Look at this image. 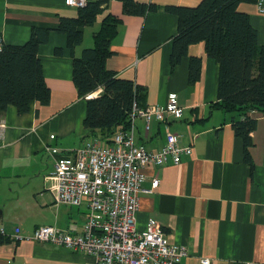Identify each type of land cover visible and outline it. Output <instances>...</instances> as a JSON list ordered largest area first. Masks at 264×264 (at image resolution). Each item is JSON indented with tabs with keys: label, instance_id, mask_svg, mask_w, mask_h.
Returning a JSON list of instances; mask_svg holds the SVG:
<instances>
[{
	"label": "crops",
	"instance_id": "0c3cea01",
	"mask_svg": "<svg viewBox=\"0 0 264 264\" xmlns=\"http://www.w3.org/2000/svg\"><path fill=\"white\" fill-rule=\"evenodd\" d=\"M160 8L145 16L124 13L120 0H110L93 26L84 28L78 56L94 45L93 33L108 14L122 19L112 41L113 55L106 66L120 78L147 88L146 105H166L176 95L184 108L179 120L146 121L138 117L135 139L148 150L166 143L168 131L180 135L193 151L179 164L150 165L140 194L136 227L144 230L157 220L171 239L185 246L188 255L178 264H264V113L254 111L257 121L250 154L245 161L244 140L236 135L232 115L212 108L218 100L220 66L209 57L203 42L189 47V55L171 67L173 37L178 17L167 5L195 6L201 0H136ZM264 2V0H263ZM264 44V14L258 3H242ZM79 7L66 0H0V36L5 44H24L33 26L56 28L60 17H76ZM202 58L200 79L189 82L190 57ZM44 75L51 90L50 102H33L20 114L9 105L0 122V264H95L93 255L32 239L35 229L50 225L81 233L87 206L56 204L48 189L55 173L49 147L61 151L81 147L93 138L84 125L87 100L80 97L73 79V56L64 33L51 31L39 48ZM98 89L88 98L98 96ZM160 184L152 190L154 178ZM148 190H152L149 192ZM17 228L24 239H14Z\"/></svg>",
	"mask_w": 264,
	"mask_h": 264
},
{
	"label": "trees",
	"instance_id": "16d2710c",
	"mask_svg": "<svg viewBox=\"0 0 264 264\" xmlns=\"http://www.w3.org/2000/svg\"><path fill=\"white\" fill-rule=\"evenodd\" d=\"M110 0H88L79 7L76 17H60L54 28L33 26L24 44H5L0 51V122L9 105L20 114L30 110L33 102L47 105L51 90L44 75L39 48L48 42L51 31L64 33L73 56V79L80 97L87 100L84 125L91 134L111 142L119 130L129 129L134 108H146L147 88L134 80L120 78L106 66L113 55L112 41L122 19L108 14L93 33L94 45L80 55L75 49L84 41V28L93 26ZM124 13L145 16L160 7L154 3L120 0ZM259 0H201L195 6L167 5L166 11L178 17L174 35L171 67L174 69L189 55V47L203 42L209 57L220 66L218 100L212 108L223 109L232 115L236 135L244 140L245 161L252 172L250 154L252 133L257 121L254 111L264 113V44L258 43V31L248 13L239 9L242 3ZM202 58L190 57L189 82L201 77ZM103 88L98 96L89 95ZM9 238L0 233V243Z\"/></svg>",
	"mask_w": 264,
	"mask_h": 264
},
{
	"label": "built area",
	"instance_id": "2783aa9c",
	"mask_svg": "<svg viewBox=\"0 0 264 264\" xmlns=\"http://www.w3.org/2000/svg\"><path fill=\"white\" fill-rule=\"evenodd\" d=\"M87 1L66 0V3L81 7ZM257 3L264 14L263 0ZM3 46L0 36V51ZM183 114L184 108L177 96L172 95L166 105L134 108L130 128L117 131L110 143L94 136L76 149L61 151L49 147L52 155L59 154L48 186L55 203L85 205L88 213L81 233L43 225L35 229L31 238L91 254L95 264L182 262L188 255L186 247L175 243L157 220L151 219L144 230L137 229L136 220L140 194L146 191L145 169L150 165L179 164L185 155L192 153L193 147L181 144L180 135L168 131L162 148L148 150L136 142L135 127L138 117L146 121L148 130L154 118L166 122L169 118L179 120ZM159 184L160 179L154 178L152 190ZM18 232L19 228L14 239H24ZM210 262L209 258L201 260V264Z\"/></svg>",
	"mask_w": 264,
	"mask_h": 264
}]
</instances>
